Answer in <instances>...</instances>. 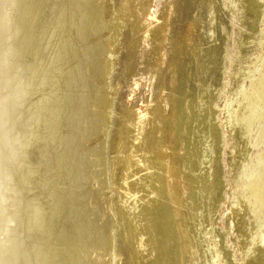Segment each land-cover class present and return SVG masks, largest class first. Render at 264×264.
<instances>
[{"label":"rangeland","instance_id":"374dc122","mask_svg":"<svg viewBox=\"0 0 264 264\" xmlns=\"http://www.w3.org/2000/svg\"><path fill=\"white\" fill-rule=\"evenodd\" d=\"M108 2L107 6L102 7L105 17H101L100 20L103 19V21L97 23L98 27H90L89 24H86L88 26L85 25V28L83 26L85 30L82 32L85 35L82 33V42H84L82 44L84 46H81L85 48L89 41V49L88 46L85 48L89 52L86 53L84 48L79 51L78 47H74L79 53L81 52L82 56L84 53L86 55L91 53L92 58L87 56L88 59L93 60H89L91 62L89 64L95 69L97 67L99 72L102 68L98 66L103 62L105 64L104 59H101L103 62L99 59L100 54H103L100 58H103L104 54L105 58L107 56L105 50L114 51L111 53L113 68L109 69L110 80L109 82L107 80L106 93L101 99L103 104L99 102L101 107L98 108L104 107L107 113L109 111L112 114L107 117L103 109L100 111L91 107L92 110L90 108L89 113L93 117L88 114L92 119L88 115L87 119L83 118L85 124L91 123L88 125H91L89 130L91 129L93 133V129H96L95 125L99 124V119L101 121L97 126H101L102 131L111 126L106 158L110 165L117 164L114 172L113 169L111 171L112 180H109V184L113 187L116 185L115 192L111 195L112 209H114L111 214L115 216V224L112 222L113 218L112 221L108 218L104 220L98 216L100 214H97L102 222L96 217L98 219L94 224L98 223L95 225L97 226L95 236H97H93V239L95 238L97 242L109 239L110 243L116 246L114 248L121 252L123 264H135L136 261H140L136 264H264V0H109ZM144 4L147 8L151 7L149 19V11L147 14L144 12L146 11L143 9ZM124 7L127 10L126 17L129 16L126 23ZM104 19H106L105 22ZM147 19L150 22L153 21L152 27L146 22ZM99 25L105 27H101L103 32ZM89 27L94 28V31H91ZM151 28H154L156 32L150 30ZM97 29L102 33L98 34ZM95 31L96 34H92L95 39L92 41L93 39H89L92 38L89 33ZM97 34L102 38L105 35V38L101 40L102 38ZM84 36L89 37L88 40ZM96 36L100 37L99 41ZM104 40L108 45L104 43ZM96 43L104 44L103 47L106 45L108 49L107 47L103 49L102 45L99 48L100 46L95 45ZM93 47L99 50L96 51L98 56H95L100 62L95 60ZM61 50L63 51L62 48ZM101 50L104 53H100ZM80 58L81 56L76 59ZM97 64L100 65L96 66ZM159 67L162 69H158ZM151 71L158 72L161 77L158 78V75L156 79L151 78L153 74ZM70 82L72 83L71 80ZM90 85L88 83L85 88L88 86L92 90L94 87V90L97 86L93 83ZM70 86L69 89H71ZM10 91L8 88L5 89L4 95H10ZM116 91L115 97H111ZM94 93L92 94L99 97L97 92ZM79 95L76 97L81 111V108L82 110L84 108L81 104L84 103V97L80 101ZM94 95L89 99L93 100ZM95 96L94 100H97ZM19 99L18 96L17 100L13 101V105L11 104L5 110V114L1 116L3 109L0 113V140L2 141H0V148L10 145V138L18 139L20 134L17 126L23 117L24 105L20 108ZM144 100L150 101L152 114L149 109L150 114L146 117V121L139 124V112L146 106ZM92 102L94 101L89 100L87 106L93 105ZM70 107L67 109H74ZM19 108L21 110L15 112ZM75 109L76 111L72 112L65 108L69 116L65 110L63 112L65 124H71L65 127L68 132L63 135V139L68 140V150L74 142L71 139L78 138L77 133L75 134L77 127L74 131V123L70 119L71 112V117H76L78 108ZM12 111L15 115H20V117L16 115L19 120L14 115L9 121ZM100 115L102 117H99ZM127 117L131 119L129 123L126 121ZM4 119V123H1ZM65 124L63 125L66 126ZM83 124L84 122L80 126H85L82 127L84 130L88 129ZM22 126L25 127L24 124ZM70 130L72 131L68 136ZM87 131H84L85 134L90 133L94 139L92 132ZM65 136L68 138L65 139ZM120 136H123L122 140ZM102 139L104 141V137ZM160 146L171 148L173 151L172 156L177 172L171 184L170 180L164 176L166 175L165 166L160 168L161 165L158 164L155 167L152 166V170H147L150 169L147 164L155 160L149 158H157L158 153L155 151ZM67 149L65 150L68 151ZM1 151L2 149H0L2 158H0L2 160H0V168L3 170L6 155ZM65 152L64 155L72 153L71 150L70 153L66 152L68 154ZM116 157L128 159L125 162L128 163L129 171L126 173L127 181L123 184L121 180L124 172L121 168L123 165L118 164ZM100 169L102 170V167ZM2 170L0 169V175H3ZM159 171L163 173L159 174L160 176L157 174L160 173ZM136 174L139 175L136 176ZM153 174L154 177H152ZM145 175L152 178L148 180L150 181L148 184L153 185L155 190L151 188L156 192L155 195L150 194L153 191L151 188L148 191L149 194L144 191L143 195L134 188V185L142 183L147 177ZM3 177L4 180H1ZM3 177L0 176V190L9 183L8 178L4 175ZM154 178L156 181H153ZM157 179H159L158 182ZM167 185H171L172 191ZM123 187L125 190L122 189ZM158 193L161 194L158 197L160 200L156 195ZM145 194H148V197H145ZM142 196L144 202L152 200L153 197L156 202H153V199L152 202L146 203V201L142 204ZM2 202L0 196V212H2ZM120 202L126 210L124 215L126 216L127 213L128 222L126 218L124 221L122 216L120 217L121 214L118 215V207L122 208ZM102 203L99 205L101 206ZM65 205L62 207L65 208ZM145 207L146 209H143ZM66 208L64 211L67 225L64 224L73 235L78 222L74 221L76 220L74 215L68 213L69 210ZM143 210L151 212L147 214ZM7 212L10 215L7 218L5 214L0 213V264L11 263L8 259H15L17 252L19 256H23L24 251L20 249L24 244L25 247L28 246L24 238V244H22L19 231L21 222L16 220L18 218L15 216H12L13 220L9 210ZM150 213L152 217L155 215L156 220H152L155 218L151 216V219L149 218ZM9 219L14 222L9 221L10 223L5 225L6 220ZM149 220L157 221V224ZM148 225L154 228V232L149 230L151 227ZM130 226L139 228L135 241L130 240L127 235V231L134 229ZM146 230L147 236H145ZM98 232L101 237L98 236ZM148 239H152L151 242L148 243ZM146 257L151 261L145 259ZM4 259L7 260L4 262L2 261ZM21 262L19 260L17 264ZM115 264H119L118 259L117 261L115 259Z\"/></svg>","mask_w":264,"mask_h":264},{"label":"bare ground","instance_id":"6f19581e","mask_svg":"<svg viewBox=\"0 0 264 264\" xmlns=\"http://www.w3.org/2000/svg\"><path fill=\"white\" fill-rule=\"evenodd\" d=\"M108 1L109 0H0V113L3 109L1 116L3 113L5 114V110L9 108V106L13 103V101L17 100L18 96L20 97L19 99L20 108L21 105H24L23 107L24 114L22 119H20L19 121L20 123L17 126L20 133L18 134V139L11 137L12 138V139L10 138L11 146L6 145L5 148L2 147L0 148L2 149L3 153H5L4 155H6L4 159L5 163L3 161L4 169L2 170V168H0L3 171L1 172V174H3L5 177L8 178L6 179L9 180V183L7 185H4L6 187L0 190V196L2 197V201H3L2 212L0 213L5 214L6 215L5 218H7L10 217V215L7 212V210H9L11 217L15 216L18 218L15 219L19 220V222H21L20 224H22V226H20L21 228L19 227V231L21 232V235L18 231L20 237H22V244H24L23 238L28 243V246L25 247L24 244L23 248L20 249L24 251V255L19 256L20 254L17 252L15 255L16 256L15 259L7 258L11 262V263L8 262L7 264H17L19 260L22 261L21 264H115V259L116 261L117 259L119 260V264H123L121 252H119V250H116L114 248L115 245L110 243L109 239L105 238L106 240L103 239L98 242L94 240L95 238L93 239L97 227L95 225L98 224V223L94 224V222L97 221L96 219L99 218L98 216H100L101 219L105 220L108 218L111 221L113 218L114 220L112 222L115 224V216H112L111 214V211L114 210L112 209L113 201H111V195L114 194L115 192L114 187H116V185L113 187L111 184H109V180L110 179L112 180L113 176L111 177V171L113 169L114 172L117 164L115 163L110 165L106 158L107 157L106 155L108 153L107 144H108L111 126H109L108 128L105 126L106 129H103L104 131H102L101 126L100 127L97 126L100 124L101 121L99 119L98 121L99 124L95 125L94 127L96 129L92 128L94 131L93 133L91 129H90L91 131L89 130V127L91 125L89 126L88 124L91 123L85 124V120H83V118L84 117L86 118L87 115L88 117H90L89 112L91 107L92 108L95 107L96 109H98L101 107L100 105L103 104L102 102L103 100L101 101V99H103V96L106 93L107 80L108 82L110 80L111 71L109 69L113 68V66H111L113 64L111 61L112 60L111 53H113L114 51L111 52V50L110 51L105 50L104 52H106L107 54L105 58H104L105 54L104 56H102L103 58H100L101 55H103L100 54L99 59L100 60L104 59L105 64H103L104 62L101 60L103 62V63L101 62L103 65L102 64L96 65V66L100 65L98 67H100V69L102 68L99 72L97 67L95 69L93 65L89 64L91 63L89 62V60L91 59H88L89 57L87 56H90L91 53L90 54L88 53V55H86V53L89 51H86L85 48L88 46L89 49V45H88L89 41H87L88 44H86L85 48L81 46L83 45L82 43H84L82 42L83 34H84L82 30H85L83 29V26L85 28L86 24H89L90 27L91 26L98 27L97 25L99 24V21L100 22L103 21V19L100 20L101 17L104 16V13L102 12L103 9L102 7H104V5L107 6L108 5L107 3H109ZM144 5L146 8L145 9L143 6V9L146 10L144 12L147 14L149 11L148 13L149 14L148 19H149L151 15V11H150L151 7L147 8L146 4ZM126 11L127 10L124 7L123 12H125V17H126ZM148 19L146 22L149 23L150 27H152L153 21L150 22ZM105 20L106 19H104V22ZM128 20H129V16L126 17V20L124 19V22L126 23L128 22ZM112 21H114V19ZM100 25L99 27L100 29H102L101 27L104 26H100ZM90 29L92 31L94 28L93 29L90 28ZM153 29L154 28H151L150 30L156 32ZM96 31L98 32V29ZM96 31L93 33L91 32L89 34L91 35L96 34ZM7 32H8V36H6ZM88 32L90 31L88 30ZM102 32H98V34L99 33L101 34ZM93 36L94 35H92V38H89L87 36L84 37L87 38L88 40V38L93 39ZM98 36L101 37V35ZM100 37H97V39L99 38L98 41L100 40ZM104 38H102L101 40H103ZM94 39L92 41H94ZM105 42L107 41L104 40V43ZM90 45L92 46L91 42ZM95 45H99V44L96 43ZM101 45L102 44L99 45L100 46L99 48H101ZM75 46L78 47V50L80 49L81 51L82 48H84L83 50H85L86 53L83 52L84 53L83 56H86L85 58L80 54L81 52L79 53L78 50H75L74 48ZM103 46L104 44L102 45L103 49L107 47L106 45L105 47ZM59 47H61L63 51L61 50V48L59 49ZM92 49L90 50L92 51ZM96 49L94 48L95 50L94 56L96 55V51H99ZM102 52L103 51L101 50L100 53ZM80 56L81 58L79 60L76 59L77 57ZM92 56L90 57L92 58ZM75 59L77 60V62H75L76 61ZM99 59L97 60L96 57L95 60L100 62ZM98 62H93V63H98ZM102 66L103 67L105 66L104 67L105 72L102 71L103 70ZM158 69L161 70L162 67H159ZM151 72L153 73L151 78L156 79L158 75H159L158 78L161 77L160 76L161 74H158V72L155 71H151ZM70 80L72 81V83L70 82ZM7 81L8 83L6 84ZM88 83L89 85L90 83L91 85L92 83L94 85H97L98 86V87L96 86L97 89L95 87V89L93 90L94 88L93 87L91 90V88H88V86H86L85 88V85H88ZM8 85L10 86L8 87ZM69 85H71L70 86L71 89H69ZM7 88L8 90H11L10 91L11 93L10 95L5 96L4 93L6 91L5 92L3 91ZM87 90L89 91V93H87L88 92ZM91 92L92 93L97 92L99 97L95 96L94 95L95 93L92 94ZM113 92H115V90ZM89 94L94 95L95 98L97 97L98 99L94 100V96H93V100L89 99V97L91 98L92 96V95L89 96ZM116 94L117 91L116 93H113L111 97L114 98ZM76 95L80 96L79 100L84 97L83 99L84 103H81L84 106L80 104L82 107H84L83 110L81 108V111L79 110L80 106L78 107L77 105L79 101ZM15 96H17V98H15ZM65 100H67V102H64ZM89 100L94 101L92 102L93 105L87 106V102ZM99 102H101V104ZM144 103H146V106L139 112L140 115L139 124H143L146 121V117L150 114L149 113V109L151 108L149 106L150 101L146 100ZM69 107L74 109L68 110ZM20 108L15 112H19V110H21ZM65 108L66 110L72 112L76 111L75 108H78L77 111L78 116L75 113H73L74 115H76V117L72 118L71 117L72 112L70 113L71 114L70 119H72L71 121L72 123H74V127L73 126L72 127L74 128V131L77 130L75 134L77 133L76 135L78 136V138L76 139L75 137H73L75 139L73 138L71 139L74 140V142L72 143L73 146V147L71 146L72 148L68 146L70 147L69 150L67 149L68 140L63 139L64 138L63 135H66L68 132L67 128L65 127H67V125L69 124L68 123L66 125L65 124L66 120L63 119V116L65 115L63 113ZM95 108L94 110H96ZM101 109L98 110L101 111ZM66 110L65 112H67ZM105 110L103 112L104 114L107 113L106 112L107 110L106 111ZM13 112L14 111H12L11 112L12 114L9 116V121L11 120L12 116L15 115V112L14 113ZM67 114L69 116V112H67ZM111 114L112 113L108 111L107 117L108 115L110 117ZM93 115L95 114L93 113ZM96 117L97 116H95V118ZM99 117L102 116L100 115ZM127 118L128 119L126 121L129 123L131 119L129 117ZM5 119L2 120L1 123H4ZM17 120H19V118ZM97 120H95V122H97ZM82 121L86 125V128L88 127V129L85 128L86 130H84V128L82 127L85 126L82 127L80 126L81 123H83ZM110 121L112 122V120ZM23 124L25 125V127L22 126ZM63 124H65L66 126H64ZM69 125L71 126V124ZM92 125L94 126V124ZM75 127H77V129ZM69 128L71 129V127ZM83 130L85 132L87 130L92 132L95 138L92 139L91 134L90 133L89 135L85 134ZM71 131L72 130L69 131L68 136H70ZM100 131L102 133H100ZM153 132L155 131L153 130ZM161 132L162 131L160 130V133ZM16 134H17V130H16ZM101 135H103L104 141H102L103 137H101ZM68 136L67 137L65 136V139H67ZM122 137L120 138L121 140ZM161 139H162V135L161 138H159V140L161 141ZM102 142L104 143V145ZM65 149H67L68 151H66ZM70 150L72 152L71 154L66 153L69 152ZM74 150H76V152H74ZM64 152L68 155H64ZM172 152L173 151L171 148L168 147L162 148L160 146L155 151V153H158L157 158L156 157L149 158L150 160L151 159H155V160H152L151 163L147 164V167H150V169L148 168L147 170H152L153 167L157 166L158 164L161 165L160 168H163V166H165L164 173L166 175L164 176L167 177V180L168 179L170 180V184L173 181L172 179L173 176L177 172L175 162L173 161ZM23 156L25 157V159L23 158ZM115 159L118 160L117 162L120 166L123 165L121 167L123 168L124 171L122 173L123 178L120 177L123 184L125 181H127L126 173H128L129 171L127 167L128 163L125 162L127 158L125 159V157H120L118 159V157H116ZM87 163L88 165H86ZM111 166L113 168H111ZM101 167L102 170L100 169ZM161 172L157 174L162 175L163 173L161 174ZM154 174L152 175V177H154ZM3 175L0 176L3 177ZM138 175L139 174H136V176ZM159 176L156 177L159 178ZM151 179L152 178L150 176L145 177L142 183H140L139 185H134V188H136V190L138 189L137 192L139 194H142L144 191L148 192L151 187L153 188V185L151 186V184L150 185L148 184V182H150L148 180ZM1 180H4V177L1 178ZM153 181H156V179ZM158 181L159 179H157V182ZM157 184L160 187V184L159 183ZM63 186L64 188H59ZM167 186L170 187L168 189L172 191L171 185L170 186L167 185ZM122 189L125 190L124 187ZM136 190L134 189L135 192ZM154 190L151 191L150 194L155 195L156 192ZM159 190L160 189H158V191ZM171 191L169 193H171ZM159 192L161 193V190ZM160 193L156 194L158 195L157 198L159 197V195H161ZM147 195L145 194V197ZM152 197L153 196H151V198ZM172 198L173 196L171 194V199ZM153 199L148 201L156 202L154 197ZM158 199L160 200V198ZM143 200L144 197L142 196L141 198L142 204L147 201L145 200L144 202ZM148 201L146 203H148ZM151 202H149V204H151ZM99 203H102V205L104 204L103 206L101 205L102 209ZM62 205L63 206L65 205L67 207L65 208L69 210L68 213L69 212L72 213V215H74V218L76 219L74 220L73 218V220L78 222L77 223L78 227L76 228L74 226L75 231L73 235H71L70 231L65 226L66 224L65 223L66 216L64 211L65 208L62 207ZM154 205L157 204L154 203ZM120 206L123 208L121 202H120ZM146 207L143 209H146ZM153 207L155 208V206H152V208ZM118 208H119L117 209L119 212L118 215L121 214L120 217L122 216V219L124 220L127 217V213L126 216L124 215V212L126 210L124 208L123 209L120 207ZM147 210L146 211L143 210V211L146 212L147 214L151 212V211L147 212ZM97 214L100 215L97 216ZM150 216L151 218H155V215L154 217H152L153 215H151V213L149 215V218ZM11 219L6 220L5 225L7 223L9 224L10 222H14L13 221L14 218L13 220ZM101 219L99 218L98 220L102 222ZM125 220L127 221V218ZM152 220H156V218ZM152 220L149 221L152 222ZM156 222L157 221H155L154 224ZM152 223L151 225H153ZM148 224H150V222ZM74 225H76V223ZM151 225L148 226L152 228ZM135 227L137 228V226ZM135 227H133L134 229L132 230L130 229L129 231H127V235L130 237V240H134V241L137 239V235H136L137 232H139V228L135 229ZM151 228L149 230L151 232L152 231L154 232V228H152L153 230H151ZM146 232L147 233L145 236H147L148 234L147 230ZM97 234L98 236L100 235L99 232ZM152 235L153 234L151 233V236ZM151 240L152 239L150 240L148 239V243L151 242ZM3 243L4 242H2V244ZM17 244L18 245L20 244L19 239L17 240ZM132 252L134 253V251ZM147 257L145 259H147ZM135 258L138 259L137 257ZM7 259H4L2 261L5 262V260ZM136 263H140V261H136Z\"/></svg>","mask_w":264,"mask_h":264}]
</instances>
